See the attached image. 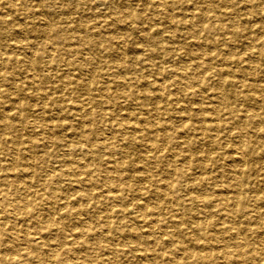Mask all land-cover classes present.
Wrapping results in <instances>:
<instances>
[{
    "label": "rangeland",
    "instance_id": "374dc122",
    "mask_svg": "<svg viewBox=\"0 0 264 264\" xmlns=\"http://www.w3.org/2000/svg\"><path fill=\"white\" fill-rule=\"evenodd\" d=\"M5 189L0 264H264V0H0Z\"/></svg>",
    "mask_w": 264,
    "mask_h": 264
},
{
    "label": "bare ground",
    "instance_id": "6f19581e",
    "mask_svg": "<svg viewBox=\"0 0 264 264\" xmlns=\"http://www.w3.org/2000/svg\"><path fill=\"white\" fill-rule=\"evenodd\" d=\"M228 1V0H227ZM249 3V2H248ZM206 4V3H205ZM246 6V5H245ZM242 7V6H241ZM135 11V10H134ZM205 13H206V11H203V9H200L199 11H198V14L200 15V16H203V15H205ZM3 14V13H2ZM165 16V15H164ZM134 21V20H133ZM165 23V22H164ZM136 24V23H135ZM89 25V24H88ZM20 30V29H19ZM136 30V29H135ZM45 31V30H44ZM247 34V33H246ZM110 38V37H109ZM50 40V39H49ZM245 43V42H244ZM50 44H51V42H50ZM249 44V43H248ZM65 47V46H64ZM189 47V46H188ZM55 50V49H54ZM52 51V50H51ZM83 66V65H82ZM88 70V69H87ZM183 71V70H182ZM44 72V71H43ZM104 76V75H103ZM29 77V76H28ZM188 77V76H187ZM106 83V82H105ZM173 91V90H172ZM36 92V91H35ZM39 112V111H38ZM80 118V117H79ZM212 122V121H211ZM134 134V133H133ZM112 135V134H111ZM197 135V134H196ZM113 137H111V139H112ZM100 140V139H99ZM128 147V146H127ZM89 149V148H88ZM263 158V157H262ZM229 165V164H228ZM12 166V165H11ZM230 167V166H229ZM57 168V167H56ZM14 169V168H13ZM130 173V172H129ZM69 176V175H68ZM73 176V175H72ZM23 181V180H22ZM108 188V187H107ZM7 192H8V189H5L4 191H2V190H0V194H2V193H6L7 194ZM8 195V194H7ZM63 199V198H62ZM234 201V200H233ZM227 202V201H226ZM220 203V202H219ZM221 207V206H220ZM224 207V206H223ZM10 211V210H9ZM11 212V211H10ZM96 217V216H95ZM1 218V217H0ZM51 219V218H50ZM231 219V218H230ZM85 220V219H84ZM23 226V225H22ZM233 226V225H232ZM15 232V231H14ZM261 233V232H260ZM26 237V236H25ZM261 248H262V246H261ZM10 255V254H9Z\"/></svg>",
    "mask_w": 264,
    "mask_h": 264
}]
</instances>
